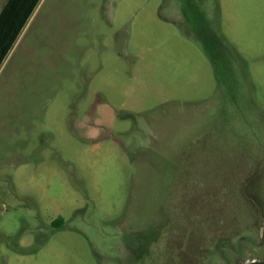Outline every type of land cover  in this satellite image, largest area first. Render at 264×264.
I'll list each match as a JSON object with an SVG mask.
<instances>
[{"label":"rangeland","instance_id":"obj_1","mask_svg":"<svg viewBox=\"0 0 264 264\" xmlns=\"http://www.w3.org/2000/svg\"><path fill=\"white\" fill-rule=\"evenodd\" d=\"M184 3L41 0L0 68V264L264 255V0Z\"/></svg>","mask_w":264,"mask_h":264},{"label":"trees","instance_id":"obj_2","mask_svg":"<svg viewBox=\"0 0 264 264\" xmlns=\"http://www.w3.org/2000/svg\"><path fill=\"white\" fill-rule=\"evenodd\" d=\"M194 0H185L192 12L197 13L193 6ZM41 0H6L0 10V68L18 41ZM184 6H182V9ZM199 13V12H198ZM186 21L188 18L186 17ZM64 221L57 218L52 224L55 228ZM230 232L234 233L233 228Z\"/></svg>","mask_w":264,"mask_h":264},{"label":"flooded vegetation","instance_id":"obj_3","mask_svg":"<svg viewBox=\"0 0 264 264\" xmlns=\"http://www.w3.org/2000/svg\"><path fill=\"white\" fill-rule=\"evenodd\" d=\"M231 240V239H230ZM248 238L246 237V238H244V239H241L240 240V242H242V241H247L248 242ZM250 242V241H249ZM262 242V241H261ZM260 242V243H261ZM226 245L227 247H230V248H232V242L231 241H229V240H223V241H221L218 245ZM218 245H217V247H218ZM241 245V244H240ZM240 245H236V247H235V251H236V253H239L240 252V250H241V247H240ZM250 257H264V255H254V256H250ZM250 257H247L245 260H247L248 258H250ZM244 260V261H245ZM244 261L241 263V264H243L244 263ZM251 264H264V263H261V262H255V263H251Z\"/></svg>","mask_w":264,"mask_h":264},{"label":"water","instance_id":"obj_4","mask_svg":"<svg viewBox=\"0 0 264 264\" xmlns=\"http://www.w3.org/2000/svg\"><path fill=\"white\" fill-rule=\"evenodd\" d=\"M255 262L264 263V257H250L247 260H245L243 264H251Z\"/></svg>","mask_w":264,"mask_h":264}]
</instances>
